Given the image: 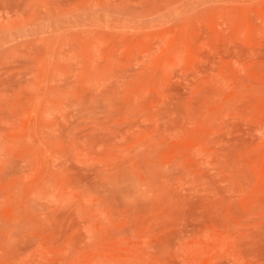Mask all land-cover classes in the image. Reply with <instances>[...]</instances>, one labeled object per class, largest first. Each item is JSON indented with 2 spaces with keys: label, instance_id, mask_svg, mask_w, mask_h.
Listing matches in <instances>:
<instances>
[{
  "label": "rangeland",
  "instance_id": "374dc122",
  "mask_svg": "<svg viewBox=\"0 0 264 264\" xmlns=\"http://www.w3.org/2000/svg\"><path fill=\"white\" fill-rule=\"evenodd\" d=\"M0 264H264V0H0Z\"/></svg>",
  "mask_w": 264,
  "mask_h": 264
}]
</instances>
